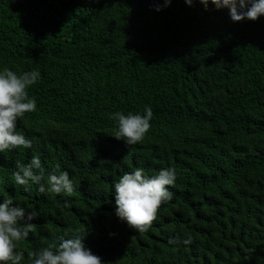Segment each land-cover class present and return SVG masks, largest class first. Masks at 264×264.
<instances>
[{
  "label": "trees",
  "instance_id": "trees-1",
  "mask_svg": "<svg viewBox=\"0 0 264 264\" xmlns=\"http://www.w3.org/2000/svg\"><path fill=\"white\" fill-rule=\"evenodd\" d=\"M4 68L40 73L36 110L17 121L31 148L0 152V203L38 212L20 264L74 236L102 264H264V15L233 22L198 0H0ZM146 106L142 141L113 137L110 114ZM36 155L41 183L67 171L71 195L16 183V162ZM137 168L176 176L145 232L115 214L114 184Z\"/></svg>",
  "mask_w": 264,
  "mask_h": 264
},
{
  "label": "clouds",
  "instance_id": "clouds-1",
  "mask_svg": "<svg viewBox=\"0 0 264 264\" xmlns=\"http://www.w3.org/2000/svg\"><path fill=\"white\" fill-rule=\"evenodd\" d=\"M172 0H163L167 7ZM191 6L193 0H184ZM205 9L209 3L216 9L227 8L230 19L240 22L244 19L255 21L264 15V0H198ZM157 11L161 10L158 6ZM40 79L39 71L33 70L17 75L4 68L0 72V152L17 148H31V141L17 130V121L26 113L34 112L37 104L35 97L29 96V88ZM110 119L118 122L114 138L133 145L143 140L150 130L153 110L146 106L144 114L123 112L110 114ZM15 181L19 185H28L29 181L39 185L38 191L73 192V184L67 171L49 174L45 180L41 160L33 156L29 163L16 162ZM34 170H38L34 171ZM175 170L161 169L157 174L148 176L142 168L124 173L114 184L115 214L134 230L147 231L157 218L160 206L172 199L169 187L175 183ZM13 201L6 199L0 203V264H20L23 252L17 251L18 243L27 239L29 233L36 230L31 221L38 217L35 210L27 214L25 209L12 206ZM190 242V241H186ZM32 264H102L98 255L85 248L80 236L62 240L59 245L49 244L37 252H30Z\"/></svg>",
  "mask_w": 264,
  "mask_h": 264
}]
</instances>
